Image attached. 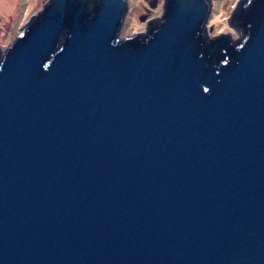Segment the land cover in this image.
<instances>
[{
	"label": "water",
	"instance_id": "95a60500",
	"mask_svg": "<svg viewBox=\"0 0 264 264\" xmlns=\"http://www.w3.org/2000/svg\"><path fill=\"white\" fill-rule=\"evenodd\" d=\"M128 3L47 0L0 46V264H264V0L237 38L211 0L121 38Z\"/></svg>",
	"mask_w": 264,
	"mask_h": 264
},
{
	"label": "rangeland",
	"instance_id": "374dc122",
	"mask_svg": "<svg viewBox=\"0 0 264 264\" xmlns=\"http://www.w3.org/2000/svg\"><path fill=\"white\" fill-rule=\"evenodd\" d=\"M47 0H0V46L5 48L17 36L23 22L35 11L43 8ZM151 0H129L119 37L123 38L135 31L146 29L147 20L160 16L163 11L162 0L151 8ZM212 5L206 27L208 34L214 36L221 31H229L232 38L239 36L238 30L232 28L228 18L238 0H211Z\"/></svg>",
	"mask_w": 264,
	"mask_h": 264
},
{
	"label": "flooded vegetation",
	"instance_id": "af4514ba",
	"mask_svg": "<svg viewBox=\"0 0 264 264\" xmlns=\"http://www.w3.org/2000/svg\"><path fill=\"white\" fill-rule=\"evenodd\" d=\"M164 1H165V0H162V2H161V3H162V6H163V4H164ZM149 2H150V1H148V3H149ZM157 2H158V0L156 1V3H157ZM155 20H157V19H155Z\"/></svg>",
	"mask_w": 264,
	"mask_h": 264
},
{
	"label": "trees",
	"instance_id": "16d2710c",
	"mask_svg": "<svg viewBox=\"0 0 264 264\" xmlns=\"http://www.w3.org/2000/svg\"><path fill=\"white\" fill-rule=\"evenodd\" d=\"M156 22L158 21V20H155Z\"/></svg>",
	"mask_w": 264,
	"mask_h": 264
}]
</instances>
